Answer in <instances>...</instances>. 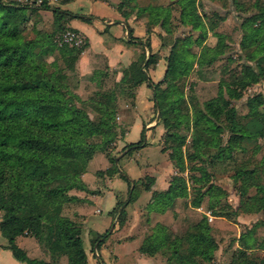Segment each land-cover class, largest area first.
<instances>
[{"label":"rangeland","instance_id":"1","mask_svg":"<svg viewBox=\"0 0 264 264\" xmlns=\"http://www.w3.org/2000/svg\"><path fill=\"white\" fill-rule=\"evenodd\" d=\"M17 1L37 6L43 1L55 5L61 0ZM187 2L188 0H115L112 4L120 17L132 25L131 35L134 28L145 31L139 39L150 44L147 49L139 41H130L128 33L123 31L121 39L125 43H133L132 55L124 63L109 59L98 60L90 71L80 74L75 68L73 71L66 69L55 49L45 56L47 62H54L59 66L61 81L67 90L75 94V105L92 120L101 116L99 103L107 102L106 96L112 95L110 102L113 104V118L110 120V128L86 139L97 143L99 149L87 160L85 169L79 175L86 186L83 192L90 194L92 191L88 190L87 185L94 190V177L103 173L118 177L116 172H106L109 167H117L132 175L130 177L137 175L131 178L137 179L134 186L133 182L119 187L113 185L116 194L114 205L119 204L126 199L128 193L138 194L143 184L147 183L146 175L149 174L145 172L144 165L159 168L163 162L160 154L173 164L168 153L172 145L178 144L183 166L180 174L185 179L186 197L192 199L199 192L202 193L203 207L220 213L223 218L221 223L212 226L219 254L207 264L220 260L229 261L232 249L237 248L236 237L239 233L243 234L245 251L250 257L264 259V247H260V243H264V116L260 114L264 113V72L243 86L234 82L242 75L245 64L257 70L260 53L257 41L264 36V23L259 24V18L255 15L264 8V0H193V8L205 30L199 43L195 39L201 34V29L191 28L188 18L185 22L180 21V10ZM158 6L169 10L164 26L169 29L168 32L159 24V16L156 20L152 19L153 15L161 14L156 8ZM154 25L156 29H150ZM22 27L23 34L27 37H31L35 29L52 33L57 45L80 47L87 42L86 37L77 30H56L52 16L46 9L39 8L36 12L29 13ZM215 33H219V36ZM182 37H188L187 44L182 43ZM126 38L128 42L125 41ZM172 47L182 53L184 61L191 63L168 79L169 76L164 78V72L166 57ZM200 51L203 59L197 63L195 58ZM194 54L196 55L193 57ZM133 62L146 63L147 73L159 87H166L170 81V88L165 95L166 110L161 113L169 122L167 127H163L159 109L152 104V90L144 82H133L130 70ZM260 65L264 68V59ZM227 88H231V91H227ZM256 94L259 95V100L250 109L247 98ZM209 100L212 102L207 105ZM225 101L234 109L233 118L238 130L229 128L230 124L225 116L227 105L222 106ZM218 106L221 108L218 109ZM194 117L201 118L194 123ZM154 123L158 124L161 131L157 137L155 134L158 129L154 128ZM147 125L149 127L143 129L145 139L148 144H157V148H143L144 143L139 147L126 146L137 141L141 128ZM208 126H219V130L206 129ZM240 129L246 132L242 134ZM117 155L119 156L114 161L113 158ZM130 164L138 173L134 174L133 170H129ZM175 171L178 172L174 167L173 172ZM78 190L81 189L70 188L66 193L75 195ZM73 201L62 200L59 203L60 213L80 225L78 214L70 205ZM122 207L123 204L114 213V218L120 215L118 211ZM187 221L191 222L189 218ZM80 228L82 234L81 225ZM95 236L90 233L87 237L88 248L91 250L95 246ZM94 251L93 249L92 252ZM60 257H64L66 263V257Z\"/></svg>","mask_w":264,"mask_h":264},{"label":"trees","instance_id":"2","mask_svg":"<svg viewBox=\"0 0 264 264\" xmlns=\"http://www.w3.org/2000/svg\"><path fill=\"white\" fill-rule=\"evenodd\" d=\"M64 1L67 0H61L60 3ZM192 2L193 0H188L181 8L180 21L185 22L188 18L187 22L191 24V28L201 29V34L195 39L199 43L205 35V30ZM39 8L49 10L52 23L58 31L66 28L76 30L67 25V21L72 17L79 16L88 21L86 17L44 1L40 5L31 6L17 0H0V234L5 237L6 246L12 256L26 264H58L62 255L66 257V264H87L80 237V225L60 213L59 203L62 200L79 199L75 195H67L68 189H86L79 175L85 169L87 160L99 149L97 143L86 139L101 133L105 128H110V120L113 118V104L110 102L112 95L106 96L107 102L99 103L101 116L95 121L75 105V94L65 88L59 66L54 62H47L45 56L55 49L66 69L73 71L75 61L87 42L80 47L57 45L52 33L40 29H35L33 35L27 37L23 34L22 26L27 21L28 14L36 12ZM156 8L161 14L153 15L152 19L156 20L159 16V24L164 28L169 10L167 7ZM255 17L259 18V24H263L264 8L260 9ZM125 28L130 41L135 39L147 49L150 48L149 42L131 35L128 25H125ZM164 30L168 32L169 29ZM215 35L219 36V33ZM181 41L187 44L189 40L188 37H182ZM257 45L260 47L257 70L245 64L242 67V75L234 80L240 86L255 80L264 72L260 65L264 59V36L257 41ZM201 52L195 58L197 63L203 59ZM181 54L173 47L169 50L164 78L169 76L170 79L178 70L190 66L191 62L184 61ZM130 70L135 84L144 82L152 90V104L159 109L163 127H167L169 122L161 113L166 110L165 95L170 88V81L166 87H159L147 73L146 63L133 62ZM226 90L231 91V88ZM258 100L257 94L247 98L250 109L254 108ZM223 105L226 106L227 101L223 102ZM219 108L221 106H218ZM260 114L264 116V113ZM225 116L229 121L230 130H238L235 128L232 106L227 105ZM200 118L194 117L193 122L197 123ZM209 128L212 127H206ZM143 129L144 127L140 130L139 139L126 146H141L144 143ZM212 129L219 130V126ZM244 132L246 131L241 130L242 134ZM179 153V145H172L168 157L178 172L172 173L166 188L151 191L152 199L147 203L149 210L162 212L172 206L175 197H186L185 179L180 174L183 166ZM106 172H116L126 184L133 182V186L137 180L129 178L117 167H109ZM146 176L147 183L143 184V188L149 189L153 177ZM135 195L131 192L125 200L115 204L110 210L111 217H114L121 204L132 200ZM201 197L202 193L199 192L196 197L189 199L190 205L198 206L202 201ZM118 212L120 215L115 220L120 225L124 220V208ZM210 212L212 215L222 216L215 211ZM108 233L109 226L100 233L93 232L96 235L93 244H100ZM17 235L33 236L48 253L49 259L28 257L24 249L16 244L14 238ZM236 242L237 248L232 249L231 259L223 264H264V259L250 257L245 251L242 233L238 234ZM260 247H264L263 242ZM138 248L147 254L159 251L165 256L166 264H203L211 262L214 258L217 243L211 234L206 216L202 214L180 235L172 233L166 225L155 222Z\"/></svg>","mask_w":264,"mask_h":264},{"label":"crops","instance_id":"3","mask_svg":"<svg viewBox=\"0 0 264 264\" xmlns=\"http://www.w3.org/2000/svg\"><path fill=\"white\" fill-rule=\"evenodd\" d=\"M113 2L115 0H67L55 4L60 8L88 18L87 21L77 16L67 21L68 26L76 29L87 39V45L78 55L74 65L76 71L80 74L90 71L98 60L105 61L109 59L124 63L132 55L133 43H129L128 38L125 39L128 43L121 39L123 31L127 34L125 25L129 27L132 25L128 21H123L118 11L114 8ZM150 29H156V25ZM132 34L137 38H141L145 31L142 32L140 29L134 28L132 29ZM146 127H149V125L144 126V129ZM154 128L158 129V124H155ZM160 132L158 129L155 136H159ZM145 137L144 135V144L145 142L146 144H143V148L151 146L157 148V144H148ZM160 156L163 158V162H161L159 168L144 165L145 172L153 176L154 182L149 189L142 187L132 200L123 204L125 214L124 220L120 225L110 215V210L116 201L113 185L119 187L126 183L119 176L110 177L103 173L94 177V184H96L94 190L90 185H87L88 190L94 191L93 193L90 192L88 194L83 192V190H78V192L74 193L79 200H74L70 205L81 221V238L87 264H166L165 256L159 251L147 254L138 248L143 237L150 232L155 222L166 225L172 233L180 235L203 214L206 216L207 222L209 221L211 234L214 237L212 226L214 227L221 223L223 218L222 216L212 215L207 207H203L202 201L198 206H192L187 197H175L172 206L162 212L147 208V203L152 199L151 191L166 188L170 177L169 174L174 173V167L171 162L164 155L160 154ZM100 160L103 162V159ZM142 164L138 163V165ZM128 168L130 171L133 170L134 174L135 172L138 173L137 169L131 164ZM124 172L129 178L137 176L133 175V177H130L132 175H129L126 171ZM187 218L191 220L190 223H188ZM211 222L214 223L212 224ZM108 226V235L100 244H95L92 250L91 248L89 249L87 244L89 234L93 232L100 233ZM14 240L18 246L24 249L28 257L42 260L49 259L48 253L33 236L17 235ZM216 243L217 248L214 250V257L217 258L219 253L218 242L216 241ZM6 245L5 237L0 234V264H26L14 258ZM93 249L95 250L94 253L92 252ZM220 253L222 254V251ZM58 263L66 264L65 258L60 257ZM207 263L209 262H204L203 264ZM213 264H223V260Z\"/></svg>","mask_w":264,"mask_h":264},{"label":"water","instance_id":"4","mask_svg":"<svg viewBox=\"0 0 264 264\" xmlns=\"http://www.w3.org/2000/svg\"><path fill=\"white\" fill-rule=\"evenodd\" d=\"M157 117H158V113H157ZM121 153H122V152H121ZM121 153H120L119 155H121ZM119 155H117V156L114 157V161L117 160V158H118ZM128 195H129V193L127 194V197H128Z\"/></svg>","mask_w":264,"mask_h":264}]
</instances>
